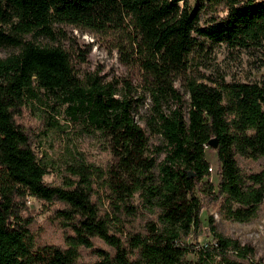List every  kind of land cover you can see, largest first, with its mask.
I'll return each mask as SVG.
<instances>
[{"label": "trees", "instance_id": "trees-1", "mask_svg": "<svg viewBox=\"0 0 264 264\" xmlns=\"http://www.w3.org/2000/svg\"><path fill=\"white\" fill-rule=\"evenodd\" d=\"M210 1L225 12L201 27L186 0H0V46L15 49L0 57V264H264L252 244L220 233L212 215L211 239L200 242L206 202L237 222L254 220L264 203V169L245 172L237 160L264 158V74L254 82L185 76L190 54L206 41L264 56V0ZM62 24L122 38L118 48L146 74L153 113L145 124L160 144L151 148L131 98L112 82L79 73L61 45L37 41ZM180 75L187 99L174 84ZM29 101L44 108L49 125L79 123L105 140L114 159L108 170L76 158L61 185L44 183L39 134L17 122ZM213 138L217 184L206 157ZM97 181L112 198L107 210L93 199ZM16 195L60 204L65 247L34 244L31 221L13 210ZM140 208L153 219L122 237L118 225L133 227ZM97 239L113 252L96 248L99 260L82 262L81 247Z\"/></svg>", "mask_w": 264, "mask_h": 264}, {"label": "rangeland", "instance_id": "rangeland-1", "mask_svg": "<svg viewBox=\"0 0 264 264\" xmlns=\"http://www.w3.org/2000/svg\"><path fill=\"white\" fill-rule=\"evenodd\" d=\"M193 15L197 16L196 25L204 26L210 23L214 14L223 15L222 5L215 6L210 0H186ZM38 42L61 45L69 51L76 70L97 73L104 81H110L119 94L131 98L133 118L145 129L151 148L161 143L158 136L149 133L145 120L152 113V102L148 95V80L146 74L137 63L128 61L126 54L118 48L122 38L109 30H89L75 28L62 24L55 27L53 37L39 36ZM15 51L8 46H0V57H5ZM185 76L199 81L210 82L213 79L240 82H254L264 74V56L260 53L230 51L223 44L204 42L202 48H196L190 54V66ZM185 76L175 77V87L187 99ZM43 108L36 101H29L21 109L17 122L24 127H30L39 134L35 143V150L45 165L46 172L43 181L46 184L61 185L67 175V167L76 158L83 159L88 164L101 168L104 172L112 165L114 159L107 147V142L99 135H90L82 129L79 123H69L68 127L49 125L43 117ZM60 124L67 122L65 117H57ZM207 160L212 167L211 181L217 184L218 161L214 148L206 150ZM238 164L242 171L256 172L264 169V158L250 159L238 157ZM97 193L93 199L103 209H109L112 198L101 181L96 183ZM137 197V196H136ZM138 199H135L137 202ZM13 210L20 217H28L31 221L30 238L36 246L46 243L65 247L66 230L63 228L56 212L59 203L56 200L48 202L44 199L27 195L13 196ZM141 209V213L132 221V226L120 227L123 236H128V230L140 229L144 231L145 224L153 219V215ZM212 215L217 230L225 236L238 239L241 243H250L254 247V259L264 263V203L258 216L250 222H237L225 219L218 210L217 203L206 202L200 213L202 231L200 242L205 243L211 237L205 233L208 217ZM134 224V225H133ZM113 230H115L113 228ZM191 241V240H190ZM96 248H102L112 253L113 250L100 240H94L93 248L81 247V261L93 263L99 260Z\"/></svg>", "mask_w": 264, "mask_h": 264}, {"label": "water", "instance_id": "water-1", "mask_svg": "<svg viewBox=\"0 0 264 264\" xmlns=\"http://www.w3.org/2000/svg\"><path fill=\"white\" fill-rule=\"evenodd\" d=\"M209 146H211L212 148H216L217 147V141H216L215 138L210 140Z\"/></svg>", "mask_w": 264, "mask_h": 264}, {"label": "built area", "instance_id": "built-area-1", "mask_svg": "<svg viewBox=\"0 0 264 264\" xmlns=\"http://www.w3.org/2000/svg\"><path fill=\"white\" fill-rule=\"evenodd\" d=\"M209 170L212 172V167H210Z\"/></svg>", "mask_w": 264, "mask_h": 264}]
</instances>
